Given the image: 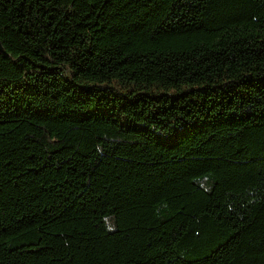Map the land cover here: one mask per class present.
<instances>
[{
  "label": "trees",
  "instance_id": "16d2710c",
  "mask_svg": "<svg viewBox=\"0 0 264 264\" xmlns=\"http://www.w3.org/2000/svg\"><path fill=\"white\" fill-rule=\"evenodd\" d=\"M0 264H264V0H0Z\"/></svg>",
  "mask_w": 264,
  "mask_h": 264
},
{
  "label": "water",
  "instance_id": "95a60500",
  "mask_svg": "<svg viewBox=\"0 0 264 264\" xmlns=\"http://www.w3.org/2000/svg\"><path fill=\"white\" fill-rule=\"evenodd\" d=\"M0 52H3V49H2V47H1V45H0Z\"/></svg>",
  "mask_w": 264,
  "mask_h": 264
}]
</instances>
